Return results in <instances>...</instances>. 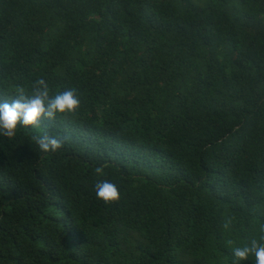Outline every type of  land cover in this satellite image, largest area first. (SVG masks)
<instances>
[{"label":"trees","instance_id":"trees-1","mask_svg":"<svg viewBox=\"0 0 264 264\" xmlns=\"http://www.w3.org/2000/svg\"><path fill=\"white\" fill-rule=\"evenodd\" d=\"M40 78L81 107L0 136V264H233L264 236V0H0V101Z\"/></svg>","mask_w":264,"mask_h":264},{"label":"clouds","instance_id":"clouds-1","mask_svg":"<svg viewBox=\"0 0 264 264\" xmlns=\"http://www.w3.org/2000/svg\"><path fill=\"white\" fill-rule=\"evenodd\" d=\"M81 107V99L78 90L68 87L50 96V89L45 79L40 78L35 82L33 94L29 95L25 89L18 90L16 97L9 101H0V136L11 139L15 136L18 127H30L39 129L42 120H55L57 115L75 116ZM31 139L43 153H52L60 150L66 137L56 133L44 131L34 134ZM99 176L104 175V168L98 166L94 169ZM96 197L104 203L117 202L120 199L118 186L107 179L95 184ZM229 219L224 227L231 224ZM264 232V228L261 229ZM233 264H241L248 261L249 257L255 258V264H264V236L260 240L251 239L243 247L233 249Z\"/></svg>","mask_w":264,"mask_h":264}]
</instances>
